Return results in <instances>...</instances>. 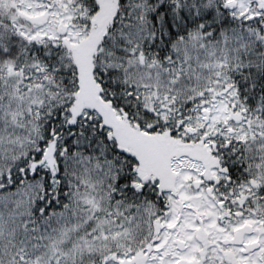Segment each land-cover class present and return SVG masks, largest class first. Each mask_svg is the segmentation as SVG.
Listing matches in <instances>:
<instances>
[{
	"label": "snow or ice",
	"instance_id": "obj_1",
	"mask_svg": "<svg viewBox=\"0 0 264 264\" xmlns=\"http://www.w3.org/2000/svg\"><path fill=\"white\" fill-rule=\"evenodd\" d=\"M0 264H264V0H0Z\"/></svg>",
	"mask_w": 264,
	"mask_h": 264
}]
</instances>
